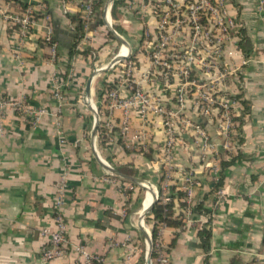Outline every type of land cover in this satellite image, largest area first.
Returning a JSON list of instances; mask_svg holds the SVG:
<instances>
[{
	"label": "crops",
	"instance_id": "obj_1",
	"mask_svg": "<svg viewBox=\"0 0 264 264\" xmlns=\"http://www.w3.org/2000/svg\"><path fill=\"white\" fill-rule=\"evenodd\" d=\"M89 2L0 0V264H90L89 258L94 264H140L143 255L146 264L153 226L146 216L160 196L163 202L165 197L174 202V213L182 214L185 223L159 230L169 264H264V0H225L238 38L223 39L220 70L198 71L201 82L210 83L212 77L219 94L237 99L230 146L223 145L227 137L222 117L214 111L200 122L215 147L203 154L197 134L183 131L169 162L161 117L144 121L130 112L131 135L146 137L128 147L121 131L125 111L110 112L104 99L121 64L130 60L135 64L133 77L145 90L163 87L160 76L148 73L153 71L155 12L165 0H119L115 14V0L95 7L96 0L88 19ZM27 9L34 23L23 35L6 14ZM78 15L84 35L70 60L74 39L67 45L57 30L74 32L77 24L71 16ZM241 29L252 44L249 56L241 49ZM50 34L57 40L55 52L47 42ZM189 40L184 34L178 45L186 46ZM115 58L120 64L107 67ZM225 68L234 71L220 78ZM64 71L71 75L68 83ZM55 83H64L62 100L54 96ZM196 92L193 87L194 96ZM95 106L101 116L98 123ZM190 114L195 117L193 110ZM110 116L114 123L108 129L103 123ZM98 126L105 129L104 145ZM224 161L231 162L224 166ZM113 164H129L139 174L122 176ZM186 174L192 176L190 182ZM63 184L65 253L44 261L49 244L44 230L56 228V201ZM140 188L148 190L141 194ZM181 190L184 196H179ZM199 203L204 212L193 211ZM202 228L211 231L208 251L199 235Z\"/></svg>",
	"mask_w": 264,
	"mask_h": 264
},
{
	"label": "built area",
	"instance_id": "obj_2",
	"mask_svg": "<svg viewBox=\"0 0 264 264\" xmlns=\"http://www.w3.org/2000/svg\"><path fill=\"white\" fill-rule=\"evenodd\" d=\"M95 2L96 0H90L85 6L88 19L93 14ZM164 3L163 7H159L160 11L156 9L155 12L158 15L156 39L150 44L153 71L148 73L151 76L153 74L160 76L164 83L163 87L158 88L156 92L145 90L134 79L135 64L130 60L128 63L121 64L117 81H114L112 85H107L104 99L110 112L120 108L124 109L126 117L123 120L121 131L127 140L126 146L128 147L143 142L146 137L144 133L131 135L128 119L130 112H136L144 121L154 115L161 117L166 134L163 149L166 160L169 162L175 150L178 134L183 131L197 134L199 147L203 154L204 151L215 147L216 144L205 134L200 122L202 117L214 111L220 113L222 117L221 128L227 137L223 145L224 147L230 146L228 133L233 125L237 99L224 93L219 94L218 89L213 85L215 80L212 77L210 83L201 82L202 78L198 71L204 67L218 69L219 59L224 54L223 39H228L230 36L238 38L239 31L236 22L228 16L224 8L225 0H165ZM6 19L12 26L18 28L21 34L26 35L34 23V14L31 9H27L21 13L6 14ZM184 34H189V44L178 45L181 43L180 38H184ZM47 42L52 44V50L55 52L57 42L51 34L47 37ZM229 53L232 54V52ZM117 64L120 63L118 58H115L107 67L113 68ZM99 69L102 68H97ZM232 71L234 69L225 68L219 71V77L226 78ZM70 76L69 74L67 77V83L70 81ZM63 84L55 83L53 87L54 96L59 100L64 99L61 89ZM193 87L197 88L195 96ZM170 88L173 90L171 98H168L170 99L168 104L165 93ZM94 110L96 120L99 122L100 111L97 106ZM190 110H193L195 117L190 114ZM113 123L110 116L104 120L103 125L111 129ZM0 132H3L1 117ZM191 178L190 174L185 175L186 181L190 182ZM64 187V184L60 186L56 201V228L44 230L49 241L43 250L44 261H50L65 253L67 224L64 215L60 212ZM167 201L169 198L165 197L164 202ZM89 261L90 264H94L92 258H89ZM152 264H169V255L160 236L156 241V258Z\"/></svg>",
	"mask_w": 264,
	"mask_h": 264
},
{
	"label": "trees",
	"instance_id": "obj_3",
	"mask_svg": "<svg viewBox=\"0 0 264 264\" xmlns=\"http://www.w3.org/2000/svg\"><path fill=\"white\" fill-rule=\"evenodd\" d=\"M106 0H98L97 4L95 7H103L104 3ZM119 3V0H115L114 2V14H115V7ZM25 6V5H24ZM71 19L74 23H76V27L74 28L73 37L72 40L74 39L72 46L70 48V60L71 58L75 55V50L74 48L77 45V40H79L83 35H84V21L81 15L78 16H71ZM242 33V42H241V49L244 52L246 56H249L252 50V44L250 39L245 35L244 30L241 29ZM56 40V38H54ZM57 41V40H56ZM70 64L68 65V67ZM67 71H64L62 73L63 78L65 79L67 77ZM242 121V120H241ZM98 130L100 133V141L101 144L104 145L105 143V136L103 135L104 128L101 126H98ZM242 140V139H241ZM231 161H224L223 165L227 166ZM114 167H116L119 171H121L122 176H127V175H138L139 171L130 168L128 165H121V166H116L113 164ZM123 181L125 178H122ZM221 183V182H220ZM143 189L140 188V192H142ZM160 194H162V190L160 188ZM185 193L181 190L179 191V196H184ZM141 200V196L138 197V200ZM193 211L197 213L204 212L203 204L199 203L193 207ZM146 221L147 222H152V242H153V251H152V260L154 261L156 258V241L159 238V230L161 226L166 225L169 227L173 228H182L184 227V217L182 214L176 215L174 213V202L167 201L163 202L161 199V196L156 200V202L153 205L152 210L150 213L146 216ZM200 238L202 239V242L204 244V247L206 251H208L210 247V238H211V231L207 228H202L199 231ZM175 240V239H174ZM173 240V241H174ZM173 243V242H172ZM140 264H145V256L143 255L140 259Z\"/></svg>",
	"mask_w": 264,
	"mask_h": 264
},
{
	"label": "water",
	"instance_id": "obj_4",
	"mask_svg": "<svg viewBox=\"0 0 264 264\" xmlns=\"http://www.w3.org/2000/svg\"><path fill=\"white\" fill-rule=\"evenodd\" d=\"M111 2H113V0H111ZM58 32V35H59V38L60 40H63L64 42H66L67 45H69L70 43V40L72 39L73 37V33H69L68 31H65V30H61V29H58L57 30ZM98 123V122H97ZM106 168H108L109 170H111L112 172L114 173H118V171L114 168H112L111 166L109 165H106L104 164ZM130 178V177H129ZM155 202H153L149 208H148V211L151 210L153 208V205H154ZM145 215V214H144ZM144 218V216L142 217ZM148 243H149V247H148V251H147V256H146V264H152V251H153V242H152V239L148 236Z\"/></svg>",
	"mask_w": 264,
	"mask_h": 264
},
{
	"label": "rangeland",
	"instance_id": "obj_5",
	"mask_svg": "<svg viewBox=\"0 0 264 264\" xmlns=\"http://www.w3.org/2000/svg\"><path fill=\"white\" fill-rule=\"evenodd\" d=\"M143 183H145V182H143ZM148 186H150V184H149ZM150 187H151V186H150ZM147 190H148V189H147ZM147 190H145V191L142 192L141 194H145ZM150 238L152 239V233L150 234Z\"/></svg>",
	"mask_w": 264,
	"mask_h": 264
}]
</instances>
